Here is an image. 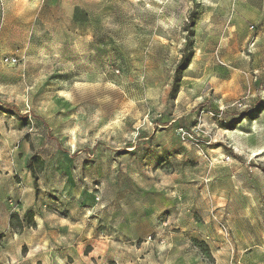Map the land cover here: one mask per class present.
<instances>
[{
  "label": "rangeland",
  "instance_id": "374dc122",
  "mask_svg": "<svg viewBox=\"0 0 264 264\" xmlns=\"http://www.w3.org/2000/svg\"><path fill=\"white\" fill-rule=\"evenodd\" d=\"M0 264H264V0H0Z\"/></svg>",
  "mask_w": 264,
  "mask_h": 264
},
{
  "label": "trees",
  "instance_id": "16d2710c",
  "mask_svg": "<svg viewBox=\"0 0 264 264\" xmlns=\"http://www.w3.org/2000/svg\"><path fill=\"white\" fill-rule=\"evenodd\" d=\"M191 26H192V23H191ZM186 59H187V56L184 55L183 56V60L181 61V64L179 66V70L180 71L185 70L184 64L187 61ZM180 71H179V73H180ZM39 166H40V171H42L43 170V167H44V163L43 162H40L39 163ZM29 169L31 170V172L33 174V177L35 179V185H36L37 184V176L35 174V171L33 169V166L30 165V164H29ZM33 218H34L33 213H30L29 216H28V221H31L32 222L33 221ZM16 223H18V225H19L18 228H20V229L23 228V223L21 222L19 216L17 214H13V215H11V219H10V225H11V227L15 229L16 228Z\"/></svg>",
  "mask_w": 264,
  "mask_h": 264
}]
</instances>
